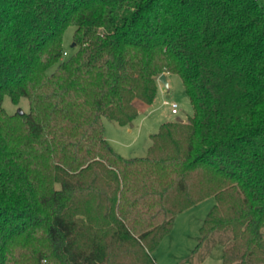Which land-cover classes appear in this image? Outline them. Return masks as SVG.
Instances as JSON below:
<instances>
[{
  "label": "trees",
  "instance_id": "1",
  "mask_svg": "<svg viewBox=\"0 0 264 264\" xmlns=\"http://www.w3.org/2000/svg\"><path fill=\"white\" fill-rule=\"evenodd\" d=\"M163 73L194 114L126 158L104 119L132 123ZM209 197L193 253L214 241L223 264H264L261 0H0V264H159Z\"/></svg>",
  "mask_w": 264,
  "mask_h": 264
},
{
  "label": "rangeland",
  "instance_id": "2",
  "mask_svg": "<svg viewBox=\"0 0 264 264\" xmlns=\"http://www.w3.org/2000/svg\"><path fill=\"white\" fill-rule=\"evenodd\" d=\"M261 2L264 4V0ZM74 30L75 27H69L64 35V50L69 54L75 51ZM168 81V86L159 81L161 86L158 84L155 101L151 104L146 103L148 108L145 107L143 114L138 115L132 125L123 127L116 121L104 119L107 129L105 136L109 138L106 139L122 156L126 158L147 156L151 134L157 133L162 123L179 119L188 121L194 114L193 105L185 92L181 77L177 74H168ZM135 101L142 102L140 99ZM173 102L179 105L177 114L172 112ZM3 107L12 115L17 114L19 109L29 112L30 103L26 97L14 103L9 95H5ZM167 147L171 148L172 145L169 144ZM215 202L214 197H209L178 216L172 232L163 238L158 249L152 253L159 264H183L190 261H194L193 264H222L223 248L219 244L213 247L214 241L206 243L199 252L193 253L200 236L201 223Z\"/></svg>",
  "mask_w": 264,
  "mask_h": 264
},
{
  "label": "crops",
  "instance_id": "3",
  "mask_svg": "<svg viewBox=\"0 0 264 264\" xmlns=\"http://www.w3.org/2000/svg\"><path fill=\"white\" fill-rule=\"evenodd\" d=\"M168 74H169V73H166L167 79H168ZM168 83H169V81H168ZM158 84H159V81H158ZM159 85H160V84H159ZM159 85H158V86H159ZM160 86H161V85H160ZM135 104H136L137 108L139 109V115H142V114H143V112L145 111V107L148 108L146 102H144V101H142V102H140V103L137 102V101H135ZM177 113H178V112H177ZM177 113H176V114H177ZM132 123H133V122H132ZM132 123H130V124L126 125V126H123V127L130 126V125H132ZM130 131L132 132V129H131ZM106 132H107V129H106ZM152 134H153V133H152ZM152 134H151V135H152ZM149 135H150V134H149ZM106 138H108L107 135H106ZM108 139H109V138H108ZM126 145L129 146L130 144H126ZM192 208H193V207H192ZM190 209H191V208H190ZM188 210H189V209H188ZM186 211H187V210H186ZM184 212H185V211H184ZM182 213H183V212H182ZM182 213H181V214H182ZM179 215H180V214H179ZM179 215H178V216H179ZM178 216H177V218H178ZM177 218H176V220H177ZM175 222H176V221H175ZM174 225H175V224H174ZM174 257H176V256L174 255ZM181 263H182V262H181ZM188 263H192V264H193L194 261H190V262H186V263L183 262V264H188ZM202 263H203V262H202ZM221 263L223 264L222 260H221ZM199 264H200V263H199Z\"/></svg>",
  "mask_w": 264,
  "mask_h": 264
},
{
  "label": "water",
  "instance_id": "4",
  "mask_svg": "<svg viewBox=\"0 0 264 264\" xmlns=\"http://www.w3.org/2000/svg\"><path fill=\"white\" fill-rule=\"evenodd\" d=\"M74 46H75V43H73V47H74ZM158 80H159L160 82L164 83L166 86L169 85V83H168V79H167V76H166V73L161 74V75L159 76ZM18 113H19L20 115H23V114L25 113V111L22 110V109H19V110H18ZM179 120H181V119H179Z\"/></svg>",
  "mask_w": 264,
  "mask_h": 264
},
{
  "label": "built area",
  "instance_id": "5",
  "mask_svg": "<svg viewBox=\"0 0 264 264\" xmlns=\"http://www.w3.org/2000/svg\"><path fill=\"white\" fill-rule=\"evenodd\" d=\"M65 56H68V52L67 51H64V57ZM178 103L177 102H173L172 103V112L174 113V114H176L177 112H178Z\"/></svg>",
  "mask_w": 264,
  "mask_h": 264
}]
</instances>
